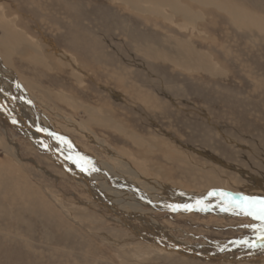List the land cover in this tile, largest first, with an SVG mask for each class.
Returning a JSON list of instances; mask_svg holds the SVG:
<instances>
[{"label": "rangeland", "instance_id": "1", "mask_svg": "<svg viewBox=\"0 0 264 264\" xmlns=\"http://www.w3.org/2000/svg\"><path fill=\"white\" fill-rule=\"evenodd\" d=\"M0 87V264H264V0H0Z\"/></svg>", "mask_w": 264, "mask_h": 264}, {"label": "bare ground", "instance_id": "2", "mask_svg": "<svg viewBox=\"0 0 264 264\" xmlns=\"http://www.w3.org/2000/svg\"><path fill=\"white\" fill-rule=\"evenodd\" d=\"M157 3H158V5L159 4H161L162 2H164V1H166V0H155ZM204 1H206V0H204ZM5 28V32L6 33H10V26H7L6 25V27H4ZM5 39H7V38H5ZM195 52H197V51H195ZM200 57V56H199ZM202 58V57H201ZM2 83V82H1ZM2 85V84H1ZM6 85V84H5ZM2 87V86H1ZM0 87V88H1ZM5 89V88H4ZM6 90V89H5ZM7 96V95H6ZM3 99V98H2ZM8 100H10L9 98H8ZM8 100H6V103H8ZM12 100V99H11ZM3 101H5V100H3ZM12 102V101H11ZM20 103H23V101H21ZM14 104V103H13ZM14 106V105H13ZM12 106V107H13ZM16 107H17V105H15ZM11 107V108H12ZM15 107V108H16ZM18 107H19V105H18ZM26 107V106H25ZM7 108H8V106H7ZM20 109V108H19ZM15 112V111H14ZM21 110H20V114H21ZM16 113V112H15ZM18 113V112H17ZM26 113H28V112H26ZM31 113H33V112H31ZM23 114V113H22ZM29 115V114H28ZM10 116V115H9ZM15 117H16V115H15ZM30 117V116H29ZM13 118V117H12ZM31 118V117H30ZM39 118V117H38ZM17 120V119H16ZM18 122H19V120H18ZM37 124V123H36ZM40 126H42V125H40ZM45 127V126H44ZM43 127V128H44ZM46 128V127H45ZM47 129V128H46ZM44 130V129H43ZM58 135V134H57ZM56 136V135H55ZM59 136V135H58ZM36 137V136H35ZM50 137V136H49ZM52 137H54V136H52ZM52 137L50 138V139H52ZM57 137V136H56ZM62 137V136H61ZM55 138V137H54ZM63 138V137H62ZM43 139V138H42ZM64 139V138H63ZM35 140H36V138H35ZM37 140H38V138H37ZM36 140V142L38 143V141ZM54 141V140H53ZM67 141V140H66ZM68 142V141H67ZM40 144V143H39ZM68 144H70L69 142H68ZM41 145H43L42 143H41ZM40 145V146H41ZM66 145V144H65ZM71 145V144H70ZM64 147V146H63ZM53 148V147H52ZM56 148H58V147H56ZM59 149V148H58ZM67 150V149H66ZM70 150V149H69ZM75 150V149H74ZM53 151V150H52ZM59 151V150H58ZM75 151H77V150H75ZM54 152H57V151H54ZM59 152H61V151H59ZM72 152V151H71ZM68 154H70V153H68ZM70 158V157H69ZM82 158V157H81ZM85 158V157H84ZM68 159V158H67ZM63 160V159H62ZM75 160V159H74ZM78 160V159H77ZM82 160V159H81ZM84 160V159H83ZM90 160V159H89ZM92 160H94V159H92ZM69 163V162H68ZM79 164H81V163H79ZM78 164V165H79ZM84 164V163H83ZM91 164V163H90ZM71 165V164H70ZM92 165V164H91ZM97 165V164H96ZM90 166V165H89ZM73 167V166H72ZM88 167V166H87ZM80 168V167H79ZM82 168H84V167H82ZM96 168V167H95ZM73 169V168H72ZM76 169V168H75ZM88 169H90V168H88ZM107 169V168H106ZM105 171V170H104ZM79 172H81L82 173V171H79ZM96 172V171H95ZM91 173V172H90ZM97 173V172H96ZM96 173H94V174H96ZM106 173H107V170H106ZM110 173V172H109ZM111 174V173H110ZM83 175H86V174H83ZM82 175V176H83ZM88 175V174H87ZM101 175V174H100ZM117 175V174H116ZM121 175H122V173H121ZM99 176V175H98ZM112 176V175H111ZM124 176V175H123ZM93 177V176H92ZM92 177H90V178H92ZM102 177H103V175H102ZM105 177V176H104ZM86 178V177H85ZM107 178V177H106ZM116 178V177H115ZM118 179H119V177H117ZM121 178V177H120ZM124 178V177H123ZM88 179V178H87ZM94 179V178H93ZM98 178H96L95 180H97ZM112 179V178H111ZM114 179V178H113ZM122 179V178H121ZM125 179V178H124ZM83 180V179H82ZM92 180V179H91ZM95 180H92V181H95ZM83 181H86V179L85 180H83ZM125 181V180H124ZM123 181V182H124ZM104 182V181H103ZM107 182V181H106ZM114 182V181H113ZM120 182H121V180H120ZM87 183H89L88 181H87ZM96 183V182H95ZM98 183V182H97ZM119 183V182H118ZM128 183H129V181H128ZM144 183V182H143ZM93 184V182L91 183V185ZM115 184V183H114ZM95 185V184H94ZM99 185V184H98ZM137 185V184H136ZM93 186V185H92ZM96 186V185H95ZM135 186V185H134ZM113 187V186H112ZM130 187V186H129ZM99 188V187H98ZM128 188V187H127ZM114 189H115V187H114ZM132 189V188H131ZM150 190V189H149ZM152 190V189H151ZM140 191H141V189H140ZM147 191H148V189H147ZM146 191V192H147ZM175 191V190H174ZM173 191V192H174ZM105 192V191H104ZM131 192V191H130ZM150 192H153V191H150ZM176 192V191H175ZM166 193V192H165ZM132 194V193H131ZM171 194V193H170ZM169 194V195H170ZM204 194V193H203ZM156 195V194H155ZM179 195V194H178ZM201 195V194H200ZM205 195V194H204ZM110 196V195H109ZM159 196V195H158ZM162 196H164V195H162ZM177 196V195H176ZM175 196V197H176ZM197 196V195H196ZM127 197V196H126ZM160 197H161V195H160ZM198 197V196H197ZM212 197V196H211ZM219 197V196H218ZM223 197H226L227 198V202H228V204L229 203H231L232 205H233V207H231L233 210H240V208L237 206L238 205V203L242 200V196H237V195H226V196H223ZM170 198V197H169ZM168 198V199H169ZM174 198V197H173ZM180 198H182V197H180ZM184 198H186V196L184 197ZM189 198H191V197H189ZM202 198V197H201ZM208 198V197H207ZM216 198V197H215ZM110 199H111V197H110ZM177 199V198H176ZM126 199H124V201H125ZM130 200V199H129ZM166 200V199H165ZM183 200V199H182ZM111 201V200H110ZM120 201H122V200H120ZM124 201H123V203H124ZM132 201H134L133 199H132ZM153 201H155V200H153ZM203 201V200H202ZM209 201H210V199H209ZM112 202V201H111ZM168 202H170V201H168ZM200 201H198V203H199ZM216 202V201H215ZM223 202V201H222ZM114 203V202H113ZM119 203V202H118ZM122 203V204H123ZM157 203V202H156ZM192 203H197V201L196 200H194L193 202H191V204ZM224 203V202H223ZM148 205H150L149 203H147ZM154 204V203H153ZM164 204V203H163ZM167 204V203H166ZM188 204V203H187ZM186 204V205H187ZM214 204V203H213ZM158 205V204H157ZM185 205V206H186ZM193 205V204H192ZM225 205V204H224ZM230 205V204H229ZM228 205V206H229ZM151 206V205H150ZM153 206V205H152ZM160 206H162V205H160ZM165 206V205H164ZM167 206V205H166ZM165 206V207H166ZM168 206H171V205H168ZM142 207H144V206H142ZM174 207V206H173ZM182 207V206H181ZM194 207V206H193ZM195 207H196V205H195ZM217 207V206H216ZM226 207V206H225ZM154 208V207H153ZM167 208V207H166ZM211 208H213V207H211ZM229 208V207H228ZM159 209V208H158ZM164 209V208H163ZM194 209V208H193ZM214 209V208H213ZM197 210V209H196ZM204 210V209H203Z\"/></svg>", "mask_w": 264, "mask_h": 264}, {"label": "snow or ice", "instance_id": "3", "mask_svg": "<svg viewBox=\"0 0 264 264\" xmlns=\"http://www.w3.org/2000/svg\"><path fill=\"white\" fill-rule=\"evenodd\" d=\"M237 206L244 214L264 222V198L243 197ZM260 227L264 230V223Z\"/></svg>", "mask_w": 264, "mask_h": 264}]
</instances>
